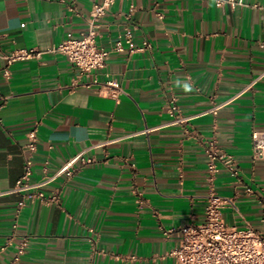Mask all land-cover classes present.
<instances>
[{
	"label": "crops",
	"instance_id": "1",
	"mask_svg": "<svg viewBox=\"0 0 264 264\" xmlns=\"http://www.w3.org/2000/svg\"><path fill=\"white\" fill-rule=\"evenodd\" d=\"M101 1L0 0V50H45L77 37ZM243 1L115 0L98 28L107 64L83 76L67 56L45 53L13 63L8 80L0 56V247L13 237L0 264L24 237L16 264H177L171 251L180 236L164 230L203 221L213 137L239 166L238 175L221 166L215 180L234 202L226 222L264 230V158L254 157L252 141L264 131V0ZM146 41L151 47L138 50ZM109 79L119 82V99L99 93ZM239 92L216 116L168 125L172 105L194 114ZM35 127L33 180L46 160L54 171L85 148L96 162L47 188L61 187L59 206L28 200L19 209L22 195L8 191ZM106 139L118 140L98 145Z\"/></svg>",
	"mask_w": 264,
	"mask_h": 264
},
{
	"label": "built area",
	"instance_id": "2",
	"mask_svg": "<svg viewBox=\"0 0 264 264\" xmlns=\"http://www.w3.org/2000/svg\"><path fill=\"white\" fill-rule=\"evenodd\" d=\"M115 0H102L95 4L88 20V28L77 37H68L59 44H55L45 50L38 48H18L10 54H4L0 50V56L5 58L7 66L3 68V76L10 79L12 76L11 66L19 60L33 57H41L45 53L63 54L79 70V76L91 73L94 70L105 68L109 57V51L101 48L98 44V28L100 19L106 15L107 10ZM217 5L229 4L233 8L245 5L243 0H216ZM161 17L162 14H160ZM127 41L131 42V34L128 33ZM151 47L146 41L145 45L138 50ZM116 49L125 50L122 40ZM135 49L132 48L131 51ZM256 81L251 82L243 91L249 89ZM99 93L119 99L121 88L116 79H109L101 84ZM242 92L234 94L223 102H213L212 106L194 114H185L178 107L172 105L169 109L171 120L168 125L187 126L194 119L205 115H217L221 108L233 102ZM148 127L143 133H149L152 129ZM118 139H106L98 145L106 147ZM254 157L264 158V131H254L252 134ZM25 158L23 172L16 181L13 188L8 193L22 195L18 208H23L28 200H38L47 205L59 206L62 199V189L55 186L52 191L47 192V188L60 179L70 180L83 167L96 162L95 155L89 154L88 148L82 149L74 156L64 161L54 171H50V162L46 160L42 167L40 179L33 180L34 157L38 150L37 128H33L27 133V141L24 145ZM205 151L208 157V181L209 189L207 193V203L205 215L202 222L189 223L179 228L164 230L166 236L177 234L180 236L179 245L171 251L177 264H264V230L252 227L239 228L229 225L224 217V210L227 206L234 204L233 200L218 193L215 185L217 175L224 166L235 175L239 174V166L235 158L228 153L222 152L215 137L206 141ZM16 227V226H14ZM13 244V237H9L5 244L0 247V254ZM29 245L28 237H24L18 242L14 259L9 264H16L26 253Z\"/></svg>",
	"mask_w": 264,
	"mask_h": 264
},
{
	"label": "clouds",
	"instance_id": "3",
	"mask_svg": "<svg viewBox=\"0 0 264 264\" xmlns=\"http://www.w3.org/2000/svg\"><path fill=\"white\" fill-rule=\"evenodd\" d=\"M184 89H185V91H191V87L188 84L184 85Z\"/></svg>",
	"mask_w": 264,
	"mask_h": 264
}]
</instances>
